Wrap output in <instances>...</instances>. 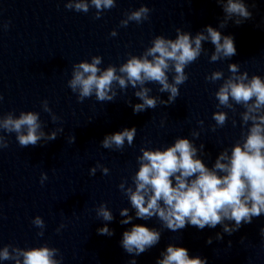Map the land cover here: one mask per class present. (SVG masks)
Segmentation results:
<instances>
[{
	"label": "clouds",
	"instance_id": "9594fccd",
	"mask_svg": "<svg viewBox=\"0 0 264 264\" xmlns=\"http://www.w3.org/2000/svg\"><path fill=\"white\" fill-rule=\"evenodd\" d=\"M222 7L224 19L219 27H225L229 21L239 26L252 18L245 0H216ZM116 6V0H68L65 7L76 12L88 13L91 7L96 9L95 18L99 19L105 10ZM255 5H253L254 7ZM150 9L146 6L126 13V19L120 22L121 27H127L129 22L142 23L149 19ZM7 28V25H4ZM115 37L117 32L110 33ZM205 41L214 45V52L210 62L222 59H231L237 54L234 38L231 35H222L216 28L208 25L204 30L191 33L176 29L175 39L157 35L151 41V46L139 55H128L125 63L119 67L108 65L101 68L102 57L92 56L91 61H81L72 66L71 79L68 87L77 94V101L83 102L93 95L99 102H112L117 96V88L126 91L131 85L141 103L128 104L134 113H141L148 109H155L158 104L170 105L179 96V86L188 80L185 68L194 63L202 53ZM230 75L226 78L223 71L217 70L206 76L212 83L223 80L215 92L218 100L217 108H226L236 113L235 105L243 107L240 113L241 126H248L247 132H242L241 140L231 149L221 151L213 166L209 168L200 158L204 154V144L199 148L193 140L177 137L173 144L160 149L142 147V155L137 157L138 171L132 176L133 186H127V180L119 185L127 196L131 208L135 210V218L150 220L153 218L161 222L162 227L177 232L186 226H195L200 230L205 227L216 228L222 226V233H217L215 239L222 240L223 233L232 235L243 225L251 224L254 217L264 214V78L240 71V65H228ZM174 73L169 82L168 73ZM148 83H156L160 93H168V99L151 96V88L145 87ZM3 96L0 95V101ZM43 110L51 115L53 122L59 118L52 113L48 101L41 102ZM212 119L216 122L212 131L223 127L228 120L226 111H216ZM203 125V121H198ZM236 120H232L233 127ZM163 124V122H162ZM44 127L40 113L35 111H21L18 116L13 112L0 115V130L6 133H15L16 140L22 148L36 146L43 140L53 141L63 129H56L49 133L42 130ZM137 129L124 128L121 131L107 134L101 141L105 149L123 150L125 141L131 146ZM193 138L200 133L193 131ZM75 136L69 137L70 143L75 142ZM8 147V140L0 135V149ZM104 175L109 169L97 163L90 169V175H95L97 169ZM47 174H41V184L47 180ZM129 208H122L120 215L126 217L120 223L131 224L133 216L129 215ZM96 215L105 222L114 219L112 211L106 204H100ZM33 225L40 228L38 236H43L45 227L40 216H36ZM65 225L61 224L57 232ZM264 237V228H261ZM98 234L112 236L114 230L107 223L97 229ZM161 239V231L144 225L133 224L122 234L121 247L129 255L139 256L155 247ZM206 243H212L209 237ZM231 244V241H229ZM59 249L47 244L40 247L19 248L5 245L0 248V260L14 261V264H61L62 257ZM129 264H136L132 259ZM156 264H208L207 258L190 257L188 249L169 244L161 253Z\"/></svg>",
	"mask_w": 264,
	"mask_h": 264
}]
</instances>
